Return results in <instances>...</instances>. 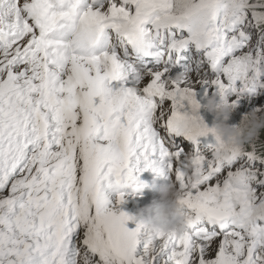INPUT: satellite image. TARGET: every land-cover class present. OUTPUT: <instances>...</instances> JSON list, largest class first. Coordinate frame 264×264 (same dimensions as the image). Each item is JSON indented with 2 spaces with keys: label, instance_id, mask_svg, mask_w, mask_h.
I'll use <instances>...</instances> for the list:
<instances>
[{
  "label": "snow or ice",
  "instance_id": "snow-or-ice-1",
  "mask_svg": "<svg viewBox=\"0 0 264 264\" xmlns=\"http://www.w3.org/2000/svg\"><path fill=\"white\" fill-rule=\"evenodd\" d=\"M259 90L264 0H0V264H264V144L197 98ZM157 166L179 234L118 210Z\"/></svg>",
  "mask_w": 264,
  "mask_h": 264
},
{
  "label": "clouds",
  "instance_id": "clouds-1",
  "mask_svg": "<svg viewBox=\"0 0 264 264\" xmlns=\"http://www.w3.org/2000/svg\"><path fill=\"white\" fill-rule=\"evenodd\" d=\"M204 107L214 117L211 131L225 145L245 147L264 132V110H254L246 114L238 125H230L229 120L234 111L231 101L216 95L209 98ZM142 174L143 172L129 186L130 190L135 195H142L147 190L154 192L156 196L135 214L128 215V223L153 234L183 232L186 215L179 204L181 193L175 183L160 166H157L150 183L140 179Z\"/></svg>",
  "mask_w": 264,
  "mask_h": 264
},
{
  "label": "rangeland",
  "instance_id": "rangeland-1",
  "mask_svg": "<svg viewBox=\"0 0 264 264\" xmlns=\"http://www.w3.org/2000/svg\"><path fill=\"white\" fill-rule=\"evenodd\" d=\"M193 77L195 78L194 74H193ZM211 97H212L211 95H209V97L206 99H203L200 96L197 97L198 100L200 101L201 105H202L201 110H200V115H203L204 120L207 122V126L210 128L214 124V117L212 114L207 112V110L204 106L206 105L207 100ZM233 99H234V97H233ZM260 104H264V90H259V94L257 96L245 97V98L241 99L238 106L236 108H234V111H233L231 118L229 120V124L230 125H238L241 122L242 118L246 114L254 111L255 107H257ZM167 107H169V105L166 103V108ZM209 138H210V140L212 139V137H209ZM132 199H133L132 197L127 198V200H130V201H132ZM113 201H115V200H113ZM136 207H137V205H136ZM136 207L134 204H131L129 202V204L128 203L127 204H120L118 206V210L122 211L128 215H132V214H135L136 211L139 209ZM132 225L133 224H129V227ZM216 247H217V245L213 244L212 249L209 253V258H214Z\"/></svg>",
  "mask_w": 264,
  "mask_h": 264
},
{
  "label": "bare ground",
  "instance_id": "bare-ground-1",
  "mask_svg": "<svg viewBox=\"0 0 264 264\" xmlns=\"http://www.w3.org/2000/svg\"><path fill=\"white\" fill-rule=\"evenodd\" d=\"M193 79H195L194 77H193ZM203 100V99H202ZM165 107H166V105H165ZM131 197H134V196H128V198H131ZM153 199V198H152ZM152 199H149V198H147V199H143V198H135L133 201H130V200H126L123 204H129V202L131 203V204H134L135 205V207H136V205H137V207L136 208H142V207H144L145 205H148L150 202H151V200ZM135 227V225H132V226H130V228H134Z\"/></svg>",
  "mask_w": 264,
  "mask_h": 264
},
{
  "label": "trees",
  "instance_id": "trees-1",
  "mask_svg": "<svg viewBox=\"0 0 264 264\" xmlns=\"http://www.w3.org/2000/svg\"><path fill=\"white\" fill-rule=\"evenodd\" d=\"M261 144H264V132H262L257 139V145L259 146Z\"/></svg>",
  "mask_w": 264,
  "mask_h": 264
}]
</instances>
